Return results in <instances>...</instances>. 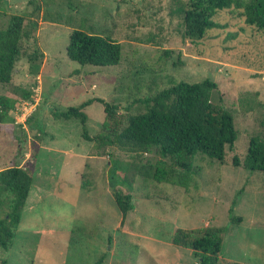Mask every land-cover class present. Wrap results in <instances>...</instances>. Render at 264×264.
Segmentation results:
<instances>
[{
    "label": "rangeland",
    "instance_id": "374dc122",
    "mask_svg": "<svg viewBox=\"0 0 264 264\" xmlns=\"http://www.w3.org/2000/svg\"><path fill=\"white\" fill-rule=\"evenodd\" d=\"M37 1L39 9L30 18L36 28L23 47L41 55L38 73L30 75L29 61L21 57L10 84L0 85V97L15 102L7 113L12 122L0 124V170L21 164L32 173L33 184L55 198L47 195L22 212L9 248L0 250V261L94 264L104 254L102 264H196L189 251L170 244V237L176 229L214 226L225 229L218 264H264V173L241 165L249 139L262 131L264 34L228 9L212 18L221 28L207 31L195 45L186 44L174 14L185 0ZM26 2L3 0L0 12L21 16L28 26L32 8ZM73 29L119 43L118 65L69 61L65 48ZM204 79L216 85L221 97L218 101L214 95L212 102L233 118V149L225 150L221 164L204 156L191 160L196 172L187 188L145 180L128 166L133 210L120 226L107 187V155L120 166L132 164L131 156L115 148L100 154L82 139L77 120L55 119L51 112L101 99L114 105L117 115H135L144 111L139 100L172 82ZM14 88L30 90V102L19 99ZM82 112L86 133L93 137L104 118L103 106L92 101ZM21 114L28 121H20ZM36 120L41 132L34 129ZM156 158L143 154L135 161L152 163ZM230 207L238 223L230 224ZM65 232L68 241H53Z\"/></svg>",
    "mask_w": 264,
    "mask_h": 264
},
{
    "label": "trees",
    "instance_id": "16d2710c",
    "mask_svg": "<svg viewBox=\"0 0 264 264\" xmlns=\"http://www.w3.org/2000/svg\"><path fill=\"white\" fill-rule=\"evenodd\" d=\"M2 2L0 0V5ZM26 4L32 8L28 26L24 25L23 17L0 12L3 19L0 23V85L10 84L14 65L21 57L28 59L30 75L38 73L36 61L41 55L36 50L27 53L23 43L31 38L36 28V22L30 18L38 11L39 5L37 0H27ZM228 9L243 18L245 25L264 34V0H185L174 11L182 27L181 40L186 44H197L207 31L221 28L212 18L217 12ZM65 55L80 66H116L120 61L121 47L110 38L73 29L68 36ZM13 93L23 101L31 100L30 90L14 88ZM214 95L218 96V101L221 100L216 85L208 79L190 84L172 82L169 87L139 100L144 111L135 115H117L116 107L101 99L87 100L77 107L52 111L51 114L55 119L77 120L81 125L82 139L92 142L100 154L106 148H115L131 156L132 164L120 166L110 159L111 155H107L110 163L107 187L121 226L126 214L133 210L128 166H133L135 176L145 180L187 188L196 172L192 169L191 160L204 156L221 164L225 150L233 149L237 136L233 118L220 103L212 102ZM92 101L103 106L104 118L99 132L88 137L86 115L82 109ZM14 105L13 100L0 97V124L12 122L7 113ZM259 106L262 131L249 139L241 165L248 172L264 173V102ZM34 129L41 132L38 120ZM143 154H155L157 158L152 163L148 160L137 163ZM232 165H239L235 156L232 157ZM32 176L29 170L17 165L0 170V250H7L11 244ZM228 212L230 224L238 223L239 219L230 215L231 207ZM224 232V228L214 226L195 231L176 229L170 237V244L189 251L196 264H218ZM104 257V254L100 255L94 264H102ZM0 264L5 263L0 261Z\"/></svg>",
    "mask_w": 264,
    "mask_h": 264
},
{
    "label": "crops",
    "instance_id": "0c3cea01",
    "mask_svg": "<svg viewBox=\"0 0 264 264\" xmlns=\"http://www.w3.org/2000/svg\"><path fill=\"white\" fill-rule=\"evenodd\" d=\"M26 120V119H25ZM21 164H19V165H17L19 168L21 167L20 166ZM30 171V170H29ZM47 195H50L51 197H53V198H55L51 193H48V192H44V191H42L38 186H35L34 184H33V176H32V184H31V186H30V188H29V191H28V194H27V197H26V199L28 198L29 200H30V204H29V206L27 205L28 203H26L25 204V202H26V199H25V202H24V205L25 206H23V208H22V212L24 211L25 213L26 212H28V211H31L32 210V207H33V202L35 201V203H36V201H37V203L38 202H40V201H42V199H44V197H47ZM22 212H21V214H22ZM21 217V216H20ZM51 230H46V231H44L43 230V233H48V232H50ZM36 233V232H35ZM42 233V232H41ZM54 233V232H53ZM54 234H56V233H54ZM58 235H59V237H60V239H54L53 238V241L55 242V243H58L57 241H60L61 240V238L62 239H67V241H68V234H67V232H65V234L64 235H61L60 233H58ZM40 247V246H39Z\"/></svg>",
    "mask_w": 264,
    "mask_h": 264
},
{
    "label": "built area",
    "instance_id": "2783aa9c",
    "mask_svg": "<svg viewBox=\"0 0 264 264\" xmlns=\"http://www.w3.org/2000/svg\"><path fill=\"white\" fill-rule=\"evenodd\" d=\"M24 116H25L24 114H23V115L21 114V116H20V118H19L20 121H21V120H25V117H24Z\"/></svg>",
    "mask_w": 264,
    "mask_h": 264
}]
</instances>
